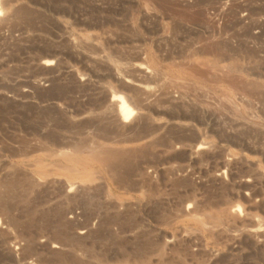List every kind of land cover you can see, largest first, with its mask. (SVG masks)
Returning <instances> with one entry per match:
<instances>
[{"label": "rangeland", "instance_id": "obj_1", "mask_svg": "<svg viewBox=\"0 0 264 264\" xmlns=\"http://www.w3.org/2000/svg\"><path fill=\"white\" fill-rule=\"evenodd\" d=\"M15 1L0 28V264H264V0ZM115 76L154 94L127 103L132 133L110 100L141 91ZM98 147L130 155L106 169Z\"/></svg>", "mask_w": 264, "mask_h": 264}, {"label": "bare ground", "instance_id": "obj_2", "mask_svg": "<svg viewBox=\"0 0 264 264\" xmlns=\"http://www.w3.org/2000/svg\"><path fill=\"white\" fill-rule=\"evenodd\" d=\"M15 1V0H14ZM28 1H30V0H28ZM42 1V0H41ZM49 1V0H48ZM11 2H12V0H0V28H2V26L4 25L5 26V24H3L2 26H1V24L3 23V21H4V19H5V10L11 5ZM16 2V1H15ZM50 2V1H49ZM192 2V1H191ZM194 3V2H193ZM20 4V3H19ZM183 4V3H182ZM18 5V4H17ZM68 5V4H67ZM176 5H177V3H176ZM187 5V4H186ZM190 5V4H189ZM43 6V5H42ZM66 6V5H65ZM221 6V5H220ZM225 6V5H224ZM139 8V7H138ZM223 8V7H222ZM14 10H16V9H14ZM14 10L11 12V13H13L14 12ZM47 10V9H46ZM24 11V10H23ZM29 11V10H28ZM220 11V10H219ZM15 13V12H14ZM31 13V12H30ZM137 13V12H136ZM221 13V12H220ZM17 15H18V11H17V13H16ZM37 15V14H36ZM9 16H10V14H9ZM9 16H7V18L9 19ZM14 17H16V15H13ZM13 16L11 15V19H13ZM151 16V15H150ZM191 16V15H190ZM214 16V15H213ZM146 17V16H145ZM6 18V19H7ZM8 19H7V21H8ZM101 19V18H100ZM213 20H214V18H212ZM88 20V19H87ZM102 20V19H101ZM108 20V19H107ZM165 20V19H164ZM106 21V20H105ZM172 21V20H171ZM225 21V20H224ZM241 21V20H240ZM18 22V21H17ZM175 22H177V21H175ZM218 22V21H217ZM221 22H222V19H221ZM226 22V21H225ZM247 22V21H246ZM50 23V22H49ZM110 23V22H109ZM172 23H174V22H172ZM182 23V22H181ZM184 23V22H183ZM202 23V22H201ZM131 24V23H130ZM144 24V23H143ZM8 25V24H7ZM89 25V24H88ZM176 25V24H175ZM206 25V24H205ZM247 25V24H246ZM262 25V24H261ZM61 26V25H60ZM174 26V25H173ZM179 26V25H178ZM224 26V25H223ZM263 27H264V25H262ZM13 27V26H12ZM132 27V26H131ZM209 27V26H208ZM104 28V27H103ZM127 28H128V25H127ZM176 28V27H175ZM204 28V27H203ZM223 28V27H222ZM250 28V27H249ZM260 28V27H259ZM157 29V28H156ZM207 29V28H206ZM131 30V29H130ZM151 30V29H150ZM212 30V29H211ZM262 30V29H261ZM60 31V30H59ZM108 31V30H107ZM107 31H105V32H107ZM110 31V30H109ZM129 31V30H128ZM9 32V31H8ZM211 32V31H210ZM227 32V31H226ZM209 33V32H208ZM207 33V34H208ZM227 34H228V32H227ZM104 35V34H103ZM107 35H109V37L111 36V34H107ZM146 35V34H145ZM167 35V34H166ZM177 35V34H176ZM209 35V34H208ZM211 35V34H210ZM210 35H209V37H210ZM214 36L216 35L215 34V32H214V34H213ZM212 35V36H213ZM221 35V34H220ZM253 35V34H252ZM96 36H98V35H96ZM96 36H95V38H96ZM113 36L114 35H112V38H113ZM168 36V35H167ZM221 36H223L224 37V35H221ZM100 37V36H99ZM132 37V36H131ZM145 37V36H144ZM106 38V37H105ZM120 38V37H119ZM133 38V37H132ZM164 38V37H163ZM163 38H162V40H163ZM212 38V37H211ZM215 38V37H214ZM219 37H216V39H218ZM226 38H228V36L226 37ZM100 39V38H99ZM102 39V38H101ZM107 39V38H106ZM105 39V40H106ZM110 39V38H109ZM117 39V38H116ZM154 39V38H153ZM159 39H161V38H159ZM223 39V38H222ZM61 40V39H60ZM67 40V39H66ZM108 40V39H107ZM106 40V41H107ZM115 40V39H114ZM158 40V39H157ZM174 40V39H173ZM215 40V39H214ZM218 40H221L220 38L218 39ZM225 40V39H224ZM229 40V38L227 39V41ZM102 41V40H101ZM105 41V42H106ZM159 42H161V40H158ZM168 41V40H167ZM192 41V40H191ZM190 41V42H191ZM213 41V40H212ZM67 42H69V41H67ZM71 42V41H70ZM157 42V41H156ZM215 42H216V40H215ZM99 43V42H98ZM102 43H104V42H102ZM113 43V42H112ZM111 43V44H112ZM170 43V42H169ZM220 43V42H219ZM223 43V42H222ZM225 43V42H224ZM117 44V43H116ZM115 44V45H116ZM129 44V43H128ZM127 44V45H128ZM218 44V43H217ZM226 44V43H225ZM78 45V44H77ZM157 45V44H156ZM198 46H199V44H197ZM231 45V44H230ZM73 46V45H72ZM84 46V45H83ZM113 47L114 45H110V47ZM133 46V45H132ZM131 46V47H132ZM138 46V45H137ZM155 46V45H154ZM183 46V45H182ZM186 46V45H185ZM196 46V45H195ZM57 47V46H56ZM90 47V46H89ZM110 47H108V48H110ZM112 47H111V49H112ZM117 47V46H116ZM130 47V46H129ZM127 48V49H131V47L130 48ZM136 47V46H135ZM134 47V48H135ZM191 46H189V48H190ZM194 47V46H193ZM200 47V46H199ZM224 47V46H223ZM107 48V49H108ZM114 48V47H113ZM159 48H160V46H159ZM187 48V47H186ZM117 50H118V48H116ZM136 49V48H135ZM175 49V48H174ZM205 49V48H204ZM209 49V48H208ZM225 49V48H224ZM109 51H110V49H108ZM114 50H115V48H114ZM114 50H111V51H114ZM139 50V49H138ZM173 50V49H172ZM207 50V49H206ZM98 51V50H97ZM110 51V52H111ZM168 51V54H169V49L167 50ZM171 51V50H170ZM174 51V50H173ZM180 51V50H179ZM198 51V50H197ZM209 51H211L210 49H209ZM208 51V52H209ZM216 52H218L217 50H215ZM226 51V50H225ZM109 52V53H110ZM116 53L118 52V51H115ZM132 52V51H131ZM160 52H165V51H160ZM207 52V53H208ZM48 53V52H47ZM94 53V52H93ZM111 53H113V52H111ZM116 53H115V55H116ZM128 53V52H127ZM127 53H126V55H127ZM134 53V52H133ZM140 53H141V51H140ZM176 53H177V51H176ZM182 53V52H181ZM185 53V52H184ZM203 53H205L204 51H203ZM211 53V52H210ZM209 53V54H210ZM53 54V53H52ZM95 54H97V53H95ZM138 53H137V51H136V55H137ZM155 54V53H154ZM183 54V53H182ZM185 54H187V52L185 53ZM190 54V53H189ZM134 55V54H133ZM139 55V54H138ZM160 54H158V56H159ZM163 55H165L164 53H163ZM173 55V54H172ZM184 55V54H183ZM182 55V56H183ZM50 56V58H53V57H51V53L49 52L48 53V57ZM53 56V55H52ZM55 56V55H54ZM132 56V55H131ZM168 56H170V54L168 55ZM167 56V57H168ZM116 57H118V54L116 55ZM135 56H133V58H134ZM142 57V56H141ZM145 57V56H144ZM161 57H163V56H161ZM193 57V56H192ZM223 57V56H222ZM233 57V56H232ZM47 58V57H46ZM82 58V57H81ZM129 58V57H128ZM48 59V58H47ZM89 59V58H88ZM87 59V60H88ZM94 59V58H93ZM98 59V58H97ZM127 59V58H126ZM140 59V58H139ZM149 59V58H148ZM151 59V58H150ZM233 59V58H232ZM95 60V59H94ZM141 60V59H140ZM143 60V59H142ZM142 60L140 61V62H142ZM159 60H161L160 59V56H159ZM158 60V61H159ZM193 60V59H192ZM137 61H139V60H137ZM153 61V60H152ZM194 61V60H193ZM192 61V62H193ZM145 62V61H144ZM191 62V63H192ZM195 62H196V60H195ZM52 63V60H45V62H44V64L45 65H50ZM181 63V62H180ZM180 63H179V66H180ZM185 63V62H184ZM183 63V64H184ZM190 63V64H191ZM175 64V63H174ZM195 64V63H194ZM193 64V65H194ZM102 65V64H101ZM173 65V64H172ZM189 65V64H188ZM192 65V64H191ZM190 65V66H191ZM205 65V64H204ZM175 66V65H174ZM177 66V65H176ZM179 66H178V70L180 69L179 68ZM181 66H182V64H181ZM189 66V67H190ZM96 67V66H95ZM160 67H163V66H160ZM185 67H187V64L185 63ZM192 67H193V69H195V65L194 66H191L190 67V69H192ZM199 67V66H198ZM53 68V67H52ZM105 68V67H104ZM135 69H131V71H133V70H137V71H140L141 73L143 72V71H141L142 70V68L140 67V66H136V67H134ZM183 68V67H182ZM170 69H172V68H170ZM208 69V68H207ZM213 69V68H212ZM215 69V68H214ZM217 70H218V68H216ZM225 69V68H224ZM223 69V70H224ZM124 70V69H123ZM130 70V69H129ZM129 70H128V72H129ZM181 70V69H180ZM222 70V71H223ZM125 71V70H124ZM174 71H175V69H174ZM177 71V70H176ZM190 71V70H189ZM188 71V72H189ZM191 71H194V70H191ZM196 71V70H195ZM205 71V70H204ZM207 71V73L210 71L209 69L208 70H206ZM215 71V70H214ZM125 72H127V71H125ZM224 72H227V71H224ZM224 72H221V73H224ZM108 73V72H107ZM110 73V72H109ZM108 73V74H109ZM114 73V72H113ZM131 73V72H130ZM132 73H134V71L132 72ZM209 73H211L212 74V72H209ZM127 74L128 73H126V76H127ZM143 74H146V71H145V73H142V75ZM147 74H149V73H147ZM193 74V73H192ZM195 74V73H194ZM194 74H193V76H194ZM198 74V73H197ZM210 74V75H211ZM214 74V73H213ZM225 74V73H224ZM231 74V73H230ZM131 75V74H130ZM134 75H137V72L134 74ZM150 75V74H149ZM152 75V74H151ZM209 75V74H208ZM227 75V74H226ZM111 75H109V77H110ZM112 76H114V75H112ZM128 76H129V74H128ZM138 76V75H137ZM137 76H136V78H137ZM141 76V75H140ZM140 76H138V78L137 79H139V77ZM156 76H157V74H156ZM207 76V75H206ZM205 76V77H206ZM217 76V77H216ZM215 77L213 76V79H217L218 78V74L216 75ZM224 76V75H223ZM116 77V76H115ZM132 77V76H131ZM135 77V76H134ZM204 76H202V78H203ZM204 77V78H205ZM211 77H212V75H211ZM210 77V79H212ZM114 78V77H113ZM143 78V77H142ZM148 78V77H147ZM146 77H145V79H147ZM182 78V77H181ZM207 78V80H209L208 78V76L206 77ZM46 79V78H45ZM51 79V78H50ZM134 80H135V78H133ZM145 79H143V80H145ZM149 79V78H148ZM150 79L152 80L153 79V77L151 76L150 77ZM154 79H155V77H154ZM159 79V78H158ZM212 79V80H213ZM116 80L120 83V84H117V86H120V88H122V90H124V89H128L129 88V86H131L130 88H132V87H134V86H132V85H130L129 84V81H127V80H124V82L122 83V81H121V79L119 78V77H116ZM142 80V79H141ZM150 80V81H151ZM39 81V80H38ZM44 81H46V80H44ZM83 81V80H82ZM113 81V80H112ZM146 81V80H145ZM158 81V80H157ZM205 81H206V79H205ZM219 81H221L222 82V80L220 79ZM90 82V81H89ZM107 82V81H106ZM117 82V83H118ZM152 82H153V80H152ZM156 81H154V83H155ZM213 82V81H212ZM144 83V82H143ZM224 83H226V82H224ZM49 84V83H48ZM127 84H129V86L127 85ZM153 84V83H152ZM164 84H166V83H164ZM169 84V83H168ZM159 86H161V85H159ZM136 88H137V92H138V88L139 87H137V86H135ZM134 87V88H135ZM162 87V86H161ZM160 87V88H161ZM193 87V86H192ZM129 88V89H130ZM133 88V89H134ZM166 88V86L164 87V89ZM168 88V87H167ZM167 88L165 89V90H167ZM191 88V87H190ZM114 89V88H113ZM117 89H118V87H117ZM140 89H142V88H139V91H141V92H139L138 94L136 93L135 94V92L134 91H131L134 95L133 96H131V95H129V96H126V95H124V96H126L125 98L126 99H123V98H121V97H119V98H117V97H112L111 98V102H112V106H113V108L117 111V114L115 113V115H116V121H115V119H112V120H114L115 122H117V124H119V126L122 128V130L123 129H129L130 130V128H132L131 127V125L134 123V122H137L138 120H139V115L141 114H139L135 109H133V108H131L127 103H131V104H133L134 106H141V105H143V103L146 101V102H148V100H152L151 98L154 96V94L153 93H151L150 91H148L147 89H144V91H143V89L142 90H140ZM163 89V88H162ZM171 91H172V89L171 88H169ZM168 89V90H169ZM156 90V89H155ZM169 90V92H167V91H165V92H167V93H170L171 91ZM199 90V89H198ZM202 90V89H201ZM26 91V90H25ZM119 91V90H118ZM117 91V92H118ZM126 91V90H125ZM136 91V90H135ZM161 90H158V92H160ZM30 92V91H29ZM165 92H163V91H161L160 92V94H164ZM178 92V91H177ZM176 92V93H177ZM195 92V91H194ZM199 92V91H198ZM115 93H116V90H115ZM120 93V92H119ZM155 93V92H154ZM166 93V94H167ZM180 93V92H179ZM200 93V92H199ZM204 93V92H203ZM118 94V93H117ZM121 94H122V92H121ZM128 94V93H127ZM156 94H157V92H156ZM159 94V95H160ZM205 94H206V92H205ZM82 95V94H81ZM96 95H97V93H96ZM83 96V95H82ZM103 96V95H102ZM122 96H123V94H122ZM22 97V96H21ZM94 97H95V95H94ZM157 97V96H156ZM166 97V95L164 94V98ZM242 97V96H241ZM11 98V97H10ZM105 98H107V96L105 97ZM160 98H162V95H161V97ZM211 98V97H210ZM108 99V98H107ZM106 99V100H107ZM156 99V98H155ZM159 98L157 97V101H159L158 100ZM167 99H168V97H167ZM166 98H165V100H167ZM189 99V98H188ZM214 99V98H213ZM92 100V99H91ZM164 100V101H165ZM170 100H172V101H174L175 100V98L174 97H172V96H170ZM169 100V101H170ZM181 100H183L182 99V97H181ZM72 101H74V100H72ZM93 101V100H92ZM156 101V102H157ZM161 101V100H160ZM168 101V100H167ZM168 101V102H169ZM217 101V100H216ZM70 102V101H69ZM168 102H167V104H168ZM171 102V101H170ZM179 102H181L180 100H179ZM182 102H185V105H186V101H182ZM208 102V101H207ZM219 102V101H218ZM104 103H105V101H104ZM161 103V102H160ZM159 102H157V104H160ZM162 103H164L165 104V102H163L162 101ZM28 104V103H27ZM71 104V103H70ZM98 104V103H97ZM148 104H149V102H148ZM166 104V105H167ZM176 104H178V102L176 103ZM175 103H173L172 105H176ZM184 104V103H183ZM182 104V105H183ZM220 104V103H219ZM218 104V105H219ZM72 105V104H71ZM78 105V104H77ZM153 105V104H152ZM169 105H171V104H169ZM179 105H181V103H179L177 106H179ZM188 105V104H187ZM67 106V105H66ZM76 106V105H75ZM99 106V105H98ZM210 106V105H209ZM152 107V106H151ZM163 107V106H162ZM161 107V108H162ZM166 107V106H165ZM170 107H172V106H170ZM180 107V106H179ZM185 106L183 105L182 106V108H184ZM195 107H196V105H195ZM39 108V107H38ZM74 108V107H73ZM84 108V107H83ZM87 108V107H86ZM93 108V107H92ZM95 108V107H94ZM110 108H111V110L113 111L114 109L110 106ZM157 108V107H156ZM138 109V108H137ZM142 109H144V108H142ZM192 109V108H191ZM78 111V110H77ZM172 111V110H171ZM170 111V112H171ZM180 111V110H179ZM184 111V110H183ZM197 112V111H196ZM78 113V112H77ZM82 113V112H81ZM109 114H110V111H109ZM112 114H114V113H112ZM105 115V114H104ZM174 115V114H173ZM182 115V114H181ZM102 116V115H101ZM141 116V115H140ZM146 116V115H145ZM92 118V117H91ZM101 118V117H100ZM103 118H105L104 116H103ZM109 118H111V117H109ZM200 119V118H199ZM99 120V119H98ZM100 120H102V119H100ZM141 120V119H140ZM108 121V120H107ZM110 121H111V119H110ZM142 121H144V119H142ZM102 122V121H101ZM109 122V121H108ZM174 122V121H173ZM81 123V122H80ZM138 123V122H137ZM136 123V124H137ZM175 124H177L176 122H174ZM113 124H115V123H113ZM135 123H134V125H136ZM139 124V123H138ZM137 124V125H138ZM167 124H169L168 122H167ZM172 124V123H171ZM88 125V124H87ZM136 125V126H137ZM180 125H182L181 123H180ZM101 126V125H100ZM136 126H135V128H136ZM140 126V125H139ZM166 126V125H165ZM183 126V125H182ZM158 127H159V125H158ZM181 127V126H180ZM90 128V127H89ZM104 128V127H103ZM178 128V127H177ZM177 128H176V130H177ZM183 128H184V126H183ZM99 129H101V128H99ZM108 129V128H107ZM119 129V128H118ZM117 129V131H119ZM139 129H142V128H139ZM157 129V128H156ZM168 129V128H167ZM170 129V128H169ZM172 129V128H171ZM97 130V129H96ZM102 130V129H101ZM112 130V131H111ZM111 130H109V132H112L113 133V127H112V129ZM132 130V129H131ZM131 130H130V132H131ZM134 130V129H133ZM132 130V131H133ZM137 130V129H136ZM116 131V130H115ZM124 131V130H123ZM170 131V130H169ZM180 131V130H179ZM183 131H184V129H183ZM185 131H187V129H185ZM188 131H189V129H188ZM191 131V130H190ZM189 131V132H190ZM90 132V131H89ZM148 132V131H147ZM171 132V131H170ZM108 133V132H107ZM112 133L110 134V136L112 135ZM120 133V132H119ZM127 133V132H126ZM132 133V132H131ZM130 133V134H131ZM123 134V132L122 133H120V134H117V136L119 135V136H121ZM93 135V134H92ZM114 135V134H113ZM112 135V136H113ZM116 135V134H115ZM114 135V136H115ZM164 135V134H163ZM185 135V134H184ZM118 136V137H119ZM123 136V135H122ZM124 136H125V134H124ZM123 136V137H124ZM144 136H145V134H144ZM159 136V135H158ZM181 136V135H180ZM196 136V135H195ZM132 137H133V135H132ZM141 137V136H140ZM139 137V138H140ZM161 138H162V136H160ZM178 137V136H177ZM108 138H111V137H109L108 136ZM113 139L115 138V137H112ZM126 138H127V136H126ZM126 138H124L125 140H126ZM164 138V137H163ZM187 138V137H186ZM113 139H112V141H113ZM33 140V139H32ZM118 140H122V141H125V140H123V138L121 139H116V141H118ZM127 140H129V138H127ZM131 140V139H130ZM135 140H136V138H135ZM174 140V139H173ZM178 140V139H177ZM156 141V140H155ZM194 141V140H193ZM200 141V140H199ZM84 142V141H83ZM94 142V141H93ZM150 142V141H149ZM173 142V141H172ZM197 142V141H196ZM39 143H41V142H39ZM86 143H88V142H86ZM85 143V144H86ZM163 143V142H162ZM177 143V142H176ZM201 143H203L202 141H201ZM89 144V143H88ZM91 145H92V143H90ZM145 144V143H144ZM166 144V143H165ZM146 145H147V142H146ZM145 145V146H146ZM151 145V144H150ZM81 146V145H80ZM86 146H87V144H86ZM93 146H94V144H93ZM142 146H144V145H142ZM169 146H170V144H169ZM23 147H26V146H23ZM89 147V146H88ZM91 147V146H90ZM111 147V146H110ZM131 147V146H130ZM149 147V146H148ZM29 148V147H28ZM27 148V149H28ZM38 148V147H37ZM120 148H122V147H120ZM128 148V147H127ZM202 148V147H201ZM200 148V149H201ZM117 149V148H116ZM145 149V148H144ZM205 149H207V148H205ZM25 150V149H24ZM31 150V149H30ZM30 150H29V152H30ZM40 150V149H39ZM54 150V149H53ZM65 150V149H64ZM67 150V149H66ZM115 150V149H114ZM113 150V148H112V150H110V149H107V148H100V147H98V148H96L94 151H93V153L91 154V156H92V159H94L98 164L100 163V165H102V166H104L106 169L107 168H111L114 164H119V167H120V163H118L119 161H122L123 159H125L126 158V156H127V158H129L128 157V155H130V153H128V152H123V151H125L126 150V148L122 151V152H118L119 151V149H118V151H114ZM122 150V149H121ZM120 150V151H121ZM128 150H130V149H128ZM136 150V149H135ZM33 151V150H32ZM201 151V150H200ZM91 152V151H90ZM89 154V155H90ZM131 154H133V153H131ZM138 154V153H137ZM135 155V154H134ZM89 157V156H88ZM85 158V157H84ZM87 158V157H86ZM139 158V157H138ZM143 158V157H142ZM91 159V158H90ZM86 160V159H85ZM126 160V159H125ZM141 160V159H140ZM123 164V163H122ZM121 164V165H122ZM128 164V163H127ZM114 166H116V165H114ZM118 166V165H117ZM123 168V167H122ZM105 169V170H106ZM112 170V169H111ZM110 170V171H111ZM109 171V170H108ZM121 174V173H120ZM129 176V175H128ZM9 183V182H8ZM13 183V182H12ZM11 184V183H10ZM49 184V183H48ZM115 184V183H114ZM125 184V183H124ZM128 184V183H127ZM9 185V184H8ZM60 185V184H59ZM1 186V185H0ZM133 186V185H132ZM61 187V186H60ZM12 188V187H11ZM5 189V188H4ZM4 189H2V190H4ZM9 189V188H8ZM7 190V189H6ZM12 190V189H11ZM42 190V189H41ZM15 191V190H14ZM63 191V190H62ZM7 192V191H6ZM85 192V191H84ZM8 193H10V191L8 192ZM33 193V192H32ZM81 194V193H80ZM18 196V195H17ZM4 197V196H3ZM3 200H5V199H3ZM1 201H2V199H1ZM0 201V202H1ZM82 203V202H81ZM0 204H2V202L0 203ZM4 205V204H3ZM3 205H0L1 207L0 208H2L1 210H3ZM62 205V204H61ZM6 207V206H5ZM0 210V211H1ZM6 209H4V211H5ZM4 211H2V212H4ZM74 211V210H73ZM6 212H7V210H6ZM10 212V211H9ZM60 212H61V210H60ZM184 212H185V210H184ZM1 213V212H0ZM4 214V216H5V214L6 213H3ZM9 214H11V213H9ZM233 214H235V213H233ZM3 216V215H2ZM1 216V217H2ZM10 216H12V215H10ZM14 216V215H13ZM5 218H8L7 217V214H6V217ZM12 218H14V217H12ZM17 218V217H16ZM64 218V217H63ZM3 219H4V217H3ZM9 219V218H8ZM0 220H1V218H0ZM3 221V220H2ZM5 221V220H4ZM8 221L9 220H7V223L6 222H4V224L6 225V224H9V223H11L12 224V222L14 221V220H12L11 219V221L12 222H10L9 221V223H8ZM24 221V220H23ZM0 223H1V221H0ZM23 223V222H22ZM13 224H14V222H13ZM15 225V224H14ZM12 226V225H11ZM19 226V225H18ZM15 226H13V227H11V228H14ZM19 229V228H18ZM3 230V228H0V232ZM6 230H8V229H6ZM3 232V231H2ZM4 232H5V230H4ZM4 234V233H3ZM6 234V233H5ZM33 234V233H32ZM10 235V234H9ZM9 235H7V236H9ZM8 241V240H7ZM7 241H4V242H7ZM19 241V240H18ZM29 242V241H28ZM8 243H10V242H8ZM7 243H5V245H6ZM23 244V243H22ZM13 245V244H12ZM8 246H10V244L8 245ZM7 247V246H6ZM5 247V248H6ZM8 248V247H7ZM9 248H11V247H9ZM4 249V248H3ZM13 249V248H12ZM19 249V248H18ZM5 251V250H4ZM12 250L10 249V252H11ZM22 251V250H21ZM160 254H161V252H160ZM182 254V253H181ZM9 256V255H8ZM160 257V256H159ZM10 258H13V253L11 252L10 253ZM161 262H163V261H161ZM183 262V261H182ZM155 264V263H154ZM182 264H184V263H182Z\"/></svg>", "mask_w": 264, "mask_h": 264}]
</instances>
